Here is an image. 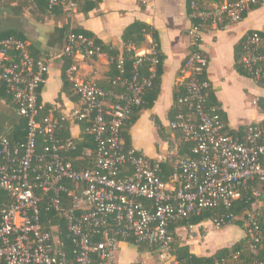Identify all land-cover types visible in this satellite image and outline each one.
I'll return each instance as SVG.
<instances>
[{
  "label": "built area",
  "instance_id": "obj_1",
  "mask_svg": "<svg viewBox=\"0 0 264 264\" xmlns=\"http://www.w3.org/2000/svg\"><path fill=\"white\" fill-rule=\"evenodd\" d=\"M87 1L96 0H48L50 9L59 8L69 16ZM263 1H192L197 22L190 34L196 48L184 60L185 92L179 97L186 111L178 113L168 126L194 146L192 155L179 157L165 178L162 163L176 152L171 145L174 133L154 158L137 153L135 148L126 151L121 136L124 122L141 104L142 94L157 73L160 51L155 41L148 49L137 50L139 57L151 56V77L139 78L136 73L125 78V90L118 88L124 73L123 57L117 59L120 73L109 87L78 78L74 65L67 70L82 101L74 118L91 123L89 131L97 143L96 166L78 170L63 152L74 142L62 143L55 134L59 120L53 114L39 118L40 90L49 60L33 56L26 39H0V89L6 88L17 112L28 118L26 141L13 142L6 135L0 139V189L10 196L0 208V260L7 264H105L114 260L120 238H132L166 261L176 243L170 230L173 222L208 208H224L209 222L217 229L241 222L248 236L247 249L255 255L249 264H264V119L250 126L243 138L225 132L223 120L207 106L210 83L200 75L209 59L199 48L205 30L240 22L249 5ZM64 53L77 60L104 51L94 37L70 30ZM241 62L257 82H264V37L258 32L247 35ZM40 135L48 144L38 151ZM62 192L73 195L71 209H63ZM243 196L253 199L250 206L240 214L229 211ZM44 198L50 208L64 212L68 219L75 246L72 262L61 250L59 239L43 228L40 204ZM97 236L102 239L96 240ZM214 264H245V260L239 250Z\"/></svg>",
  "mask_w": 264,
  "mask_h": 264
},
{
  "label": "crops",
  "instance_id": "obj_2",
  "mask_svg": "<svg viewBox=\"0 0 264 264\" xmlns=\"http://www.w3.org/2000/svg\"><path fill=\"white\" fill-rule=\"evenodd\" d=\"M192 1L101 0L99 6L88 11L83 8V3L73 16H69L59 8L50 9L48 0H0V34L13 31L28 41L32 55L49 60V71L40 92L42 104L50 103L58 108L70 121L72 136L79 138L82 130L74 113L82 107V101L72 99L62 89L64 51L69 31L83 28L95 39L122 51V34L129 24L136 20L151 24L158 34L159 44H156L164 55L161 94L151 109L142 112L131 134L134 148L154 158L166 147L168 139L159 134L155 117L170 129L168 113L177 88L184 82L182 66L185 58L196 48L190 34L193 25ZM250 30L264 31V1L240 22L205 30L199 47L209 59L206 68L208 78L232 129L264 119V112L258 103L264 98V88L253 77L238 72L235 67L236 46ZM153 42V36L148 35L142 48L148 49ZM73 65L75 75L82 80L102 86L111 82V60L106 52L96 57L73 59ZM19 118L16 107L0 95V139L17 125ZM188 230L198 235L189 233L187 237L182 236ZM176 232L175 246L178 242L188 244L199 255H212L220 248L232 246L244 236V231L237 225L217 229L209 220L194 225L192 229L180 227ZM132 246L136 251L130 249ZM139 246L119 240L114 260L105 264H170L171 260H161L148 245L143 249ZM130 251L133 255H129Z\"/></svg>",
  "mask_w": 264,
  "mask_h": 264
},
{
  "label": "trees",
  "instance_id": "obj_3",
  "mask_svg": "<svg viewBox=\"0 0 264 264\" xmlns=\"http://www.w3.org/2000/svg\"><path fill=\"white\" fill-rule=\"evenodd\" d=\"M190 1L191 0H189V3ZM100 3L101 0L87 1L83 4L84 5L83 8L86 11H88L96 8L97 6H99ZM262 3L263 2L259 4L249 5L246 12L243 14V18L247 16L249 11L259 8L262 5ZM193 22H197V20L193 19ZM223 27H224L223 24H221L220 28ZM72 30L77 33H84L86 35L92 36V33H90L89 31L83 28L76 27V28H72ZM253 32H258L261 36L264 37V31L250 30L242 37V39L236 46L235 67L238 72L247 75L249 77H253V76L251 72L241 62V54H243V43L247 35ZM148 35H152L154 41L157 44H159V38L155 28L147 22L136 20L133 23L129 24L125 28L122 34V40H123L122 51L116 49L110 44H106L101 40L96 39V42L102 47L103 51L108 54L111 60V77H112L111 79H113L120 73L117 67V59L119 57H123L124 73H122V79L120 80L118 85V88L120 90L126 89L125 78H131L136 73L138 74L139 78L151 77L152 74L151 56L150 55L146 57L137 56V50L145 45V43L147 42ZM9 36H16L25 39L24 37L17 35L13 31H7L1 33L0 39ZM159 51H160V47H159ZM35 57L39 58L38 56ZM159 59L160 60L157 66V73L152 78V84L147 88L145 93L142 94L141 104L138 107L134 108L132 115L124 122L122 126L121 136L124 140V148L126 151L134 149L132 134H131L132 127L136 124V122L138 121L144 110L151 109L154 106L155 102L157 101V99L161 94L162 74L164 70L163 68L164 55L161 53V51L159 52ZM64 60H65L64 73H63L64 84L62 89L64 92L69 94L72 99L79 100L80 96L75 92L73 82L68 80L66 74V70L73 65V59L70 56L64 55ZM200 76L202 80H207L210 83V86L206 89L208 108L210 110H215L214 112L217 115H219L221 120H223V122L225 123L226 133L243 138L247 129L255 124L242 126L239 129L230 128L228 124L227 113L223 110L221 102L218 100L214 91L212 90L211 82L208 78L207 71L206 70L203 71ZM257 83L264 88V82H257ZM103 86L109 87L110 83L109 85H103ZM184 92H185L184 85L182 84L177 88V91L174 94V103L168 113L169 121L173 120L178 113L182 111H186V108L181 104H179V97L183 95ZM0 95L12 103L11 94L6 91L5 87H2L0 89ZM39 97H40L39 101L42 105L40 109V117H39L40 120L48 117L50 113H52L55 119L59 120L58 121L59 124L57 125L55 132L56 136L61 140L62 143H66L70 139L74 142V146L72 148L63 151L64 154H66L72 161L74 168L78 170L93 169L96 166L97 143L95 141L94 135L89 131L91 123L85 119L78 120V123L81 126L82 133L79 138H74L71 133L70 121L65 117H63V115L60 113V110L58 108H55L52 104L50 103L42 104L41 96ZM258 103L261 110L264 112V98H261ZM155 122L157 124L159 134L163 139H166L168 135H171V133H173L171 129H167L162 124L159 118L155 117ZM27 133H28V118L24 115H20L19 122L17 123L16 126L13 127V129L6 136L9 137V139H11L13 142H24L26 141ZM174 135L176 138L178 136L179 139L178 145L175 146L174 149L176 150L175 153L177 154L170 155L169 158L166 160V162L162 163L163 172L161 173V175L164 178L167 176V174L173 172L174 168L172 164L179 157L192 155L194 142L185 140L182 134L179 132H176ZM47 144L48 142L46 141L44 136L42 135L38 136L37 138L38 151L43 150V147H45ZM86 150H91V154L89 155L86 154ZM137 153L141 154L142 152L138 150ZM77 192H79V190H77ZM248 196H250V193L248 194ZM248 196H243V198L236 203V205L234 206L235 208H232L229 211L237 214L242 213L248 206H250L251 202L253 201L252 198L248 199ZM60 199L64 210H68L73 207V195H70L69 192H62L60 195ZM9 200H10L9 194L6 191L0 189V208L4 203H7ZM145 202L149 203V201H145ZM40 210H41V222L44 230L52 232L53 235H55L59 239V241L61 242L60 245L61 250L67 255L68 260L72 262L74 260L75 246L73 242V235L68 228L69 222L68 219L65 217L64 212L50 208L48 200L46 198H44L43 201L41 202ZM224 211H225L224 208L219 210L208 208L202 211V213L198 215L194 214L187 218L173 222L170 226V230L177 239L178 234L176 230L178 228L180 227L190 228V226L192 225H198L203 221L214 219L218 214H221ZM81 212H82L81 210L78 211V213ZM233 224L239 226L244 231V236L242 239L238 240L232 246L220 248L212 255H199L191 250L190 245L181 244L180 242H178L174 250L171 252L170 264H173L174 261H179L184 264H214L218 258H221L224 255H228L231 252H236L239 250L242 252L243 259L245 260V264H249L250 261H252L255 258V255H253L250 252V250L247 249L246 240L248 236L246 234V231L243 229L241 222H234V223H230L229 225H233ZM100 239H102V237L100 236L96 237V240H100ZM120 240H122V238H120ZM124 240L134 245H137L132 238L124 239ZM145 246H147V244H143L139 246V249H143ZM92 260L93 262L97 261L95 256L92 257ZM0 264H7V263L4 260H0Z\"/></svg>",
  "mask_w": 264,
  "mask_h": 264
},
{
  "label": "rangeland",
  "instance_id": "obj_4",
  "mask_svg": "<svg viewBox=\"0 0 264 264\" xmlns=\"http://www.w3.org/2000/svg\"><path fill=\"white\" fill-rule=\"evenodd\" d=\"M173 133H174V132H173ZM174 134H175V133H174ZM172 137H173L172 133H171V135H168V136H167V138H172ZM175 138H176V137H175ZM181 138H182V136H181ZM174 140H175V139H174ZM174 140H172L171 145H172V146H177V145H178V141H179L178 136H177L176 140H175V141H174ZM176 154H177V153H175L174 155H176ZM200 232H202L201 229H200ZM189 233H190V235H191V234H192V235H195L196 232H195V233H191V231L188 230V231H185L184 234H183L182 236H184V237L186 236V237H187ZM197 235H198V234H196L195 236H197ZM195 236H194V237H195ZM130 249L135 250V247L132 246V247H130ZM128 251H129V250H128ZM135 251H136V250H135ZM153 252H154V251H153ZM155 253H157V252H155ZM129 255H133V251H130V252H129ZM157 256H158V253H157ZM140 259L144 260L143 258H140ZM145 261H146V260H145ZM157 261H158V260H157ZM156 264H157V263H156Z\"/></svg>",
  "mask_w": 264,
  "mask_h": 264
}]
</instances>
